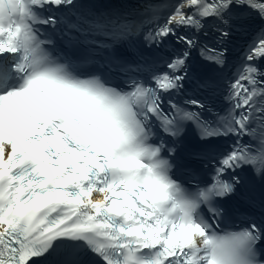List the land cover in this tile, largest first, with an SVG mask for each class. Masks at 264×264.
Listing matches in <instances>:
<instances>
[{
	"label": "snow or ice",
	"instance_id": "1",
	"mask_svg": "<svg viewBox=\"0 0 264 264\" xmlns=\"http://www.w3.org/2000/svg\"><path fill=\"white\" fill-rule=\"evenodd\" d=\"M227 229L264 260V0H0V264H213Z\"/></svg>",
	"mask_w": 264,
	"mask_h": 264
},
{
	"label": "clouds",
	"instance_id": "2",
	"mask_svg": "<svg viewBox=\"0 0 264 264\" xmlns=\"http://www.w3.org/2000/svg\"><path fill=\"white\" fill-rule=\"evenodd\" d=\"M242 231L227 229L210 234L205 248L213 264H264L259 252L251 251L253 246Z\"/></svg>",
	"mask_w": 264,
	"mask_h": 264
}]
</instances>
